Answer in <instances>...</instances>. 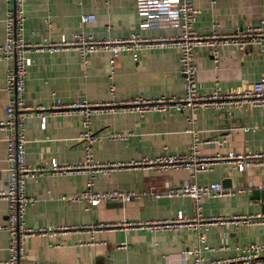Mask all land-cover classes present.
Returning <instances> with one entry per match:
<instances>
[{"label":"crops","instance_id":"obj_1","mask_svg":"<svg viewBox=\"0 0 264 264\" xmlns=\"http://www.w3.org/2000/svg\"><path fill=\"white\" fill-rule=\"evenodd\" d=\"M199 13L193 23L197 33H206L213 24L217 31L227 33L234 27L264 19V0H190ZM24 37L30 42L57 41L62 34L84 30L97 38H124L135 30L141 21L137 12V0H26ZM93 13L96 20L82 24L84 14ZM5 4L0 0V44L4 31ZM109 31H106V27ZM173 27L161 31L145 29L146 37H170ZM32 65L28 68L23 92L24 102L46 115L45 128L40 127L38 110L25 120L26 162L30 167L49 169L43 176L28 178L27 194L34 198L28 205L24 224L43 233L29 236L25 242L23 264H193L181 259V253L198 245L197 230L180 227L171 230H150L132 227L92 228L96 224H120L122 222L149 223L165 220L182 211L193 216L194 202L187 196L155 198L154 192L169 181L176 185L190 180L206 185L227 180L222 187L233 191L220 197L203 196L200 214L203 217L230 218L233 215L264 213V169L246 167L238 172L231 163L216 161L208 172L190 177L186 170L158 171L143 168H117L108 173H97L93 179V192L144 191L129 202H102L89 207L76 198L84 190L90 178L88 169L53 174L54 165H78L83 162L82 117L77 110L51 112L57 101L72 103L77 99L106 101L108 89L114 84L121 99L135 96L156 97L178 95L182 92V76L178 71V49L166 44L147 47L135 61L132 52L120 54L112 71L109 53L90 54L83 63L75 50L55 53L32 52ZM196 66L195 86L199 93H209L214 82L219 91H239L264 76V51L255 46L240 50L224 46L219 50L215 63L205 46L193 50ZM11 61L0 60V122L5 119L7 94L4 90L6 72ZM91 127L103 137L93 145L96 162L116 163L153 158L159 154L177 155L196 142L197 153L210 157L226 152H264V107L245 106L230 113L211 109L194 113L149 112L139 117L127 111L94 114ZM249 127L254 130L243 131ZM120 134L122 137H110ZM224 137L217 146L213 139ZM7 131L0 128V194L7 188L6 163ZM243 183L249 190L234 192ZM256 190V195L252 191ZM7 202L0 196V224L6 221ZM205 244L213 248L212 258L235 254L233 246L264 241V224L238 223L228 220L215 222L204 230ZM226 242L230 249L218 250ZM8 235L0 231V264L8 258Z\"/></svg>","mask_w":264,"mask_h":264},{"label":"built area","instance_id":"obj_2","mask_svg":"<svg viewBox=\"0 0 264 264\" xmlns=\"http://www.w3.org/2000/svg\"><path fill=\"white\" fill-rule=\"evenodd\" d=\"M107 1V0H105ZM26 0H4V39L0 44V60H10L11 67L6 72L5 92L7 105L4 109L5 119L0 122V128L7 131L6 139V163L8 172L7 188L0 194L6 202V221L0 224V231H6L8 235V258L3 264H23L25 260V240L34 234L43 233L44 230H34L24 224V216L29 204L34 198L27 194L26 181L28 178L43 176L49 169L38 166L30 167L26 162V136L25 120L36 109L40 118V127L46 126V115L40 112L43 108H33L23 99L25 80L28 68L32 65V52L55 53L61 50H75L79 53L83 63L88 62L90 54L100 51L109 53V64L112 71L120 54L124 51L132 52L135 61L139 54L147 47L155 44L173 46L178 49V71L182 76V92L178 95H159L156 97L135 96L129 99H121L116 95L115 86L110 84L108 93L110 98L106 101H91L77 99L72 103L57 101L49 110L51 112L77 110L82 117L83 131L80 141L83 143L84 158L81 164L54 165L50 171L53 174L73 172L88 169L90 178L86 187L74 199L87 202L89 207H94L102 202L116 201L121 203L143 195L144 191H120L93 192V179L97 173H108L117 168H143L158 171L186 170L190 177L197 173L208 172L218 160L231 163L238 171L246 167L257 166L264 169V152L214 154L210 157L200 156L197 153L196 142L191 143L185 152L177 155L166 153L153 158L140 157L136 160L116 163L96 162L93 157V145L102 141L103 137L96 134L91 127L94 114L102 111L118 112L127 111L135 113L139 117L149 112H182L184 110L194 113L197 110L211 109L213 111H225L230 113L245 106L264 107V76L248 84L239 91L222 92L217 88V82L209 93H199L195 86L196 66L193 61V50L196 46H205L213 61H218L219 50L224 46H234L244 50L249 46H255L260 52L264 51V19H259L242 27H234L227 33L217 31V25L213 24L206 33H197L193 29V23L199 13L190 0H137V12L141 18L139 26L127 37L97 38L91 32L77 30L70 37L62 34L57 41L30 42L24 37L25 6ZM214 4L216 0H209ZM96 20L93 13L84 14L80 21L82 24L92 23ZM167 26L173 27L170 37L163 36L146 37L141 34L145 29L161 31ZM106 27V31H109ZM243 131L254 130L244 127ZM110 137H122L120 134H111ZM213 143L221 146L224 137L213 139ZM264 187L262 185L259 188ZM249 190L247 183H243L234 192ZM219 182L206 185H197L190 180H183L179 184L172 185L169 181L162 183V189L154 192L155 198L187 196L194 202L193 216H185L182 211H176L174 216L165 220L149 223L122 222L120 224H96L92 228H116L128 230L132 227L149 228L150 230H171L187 227L197 230L198 245L181 253V259L191 260L193 264H264V241L251 242L241 246H233L235 254L227 257L212 258L213 248L205 244L203 230L212 223L225 224L228 220L238 223L264 224V213L254 215H233L230 218L208 216L203 217L200 210V199L203 196L220 197L232 194ZM230 246L223 242L218 250H228Z\"/></svg>","mask_w":264,"mask_h":264},{"label":"water","instance_id":"obj_3","mask_svg":"<svg viewBox=\"0 0 264 264\" xmlns=\"http://www.w3.org/2000/svg\"><path fill=\"white\" fill-rule=\"evenodd\" d=\"M225 182H227V180H223V181H222V185L225 184ZM257 193H258V192H257ZM257 193H256V190H253V191H252V194H253L254 196H255ZM259 193H260V195H261L262 197H264V189L260 190Z\"/></svg>","mask_w":264,"mask_h":264}]
</instances>
